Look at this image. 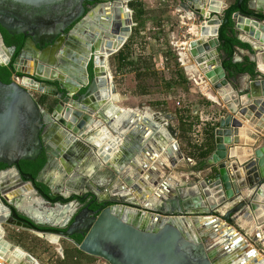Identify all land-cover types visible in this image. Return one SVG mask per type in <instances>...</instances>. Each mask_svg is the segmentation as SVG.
Returning a JSON list of instances; mask_svg holds the SVG:
<instances>
[{
  "label": "water",
  "instance_id": "water-1",
  "mask_svg": "<svg viewBox=\"0 0 264 264\" xmlns=\"http://www.w3.org/2000/svg\"><path fill=\"white\" fill-rule=\"evenodd\" d=\"M137 1L0 0V28L10 37L23 39L12 62L0 39V49L6 54L0 67L10 65L14 72L9 84L0 82V164L12 170L19 183L11 185L13 193L5 195L7 187L0 178V224L7 219V224L17 229L46 236L9 218V208L11 216L17 217L15 202L23 197L25 188L41 199L47 214L64 210L59 221L55 220L59 215L43 221L20 210L27 219L58 229L72 220L66 231L49 238L56 241L80 234L82 241L75 247L107 264H264L254 248L259 233L252 241L245 237L243 241L237 229L240 220L252 216L254 227L264 226V143L257 145L258 137L248 136L243 128L247 123L264 136V127L260 130L258 125L264 121V68L259 71L256 66V76L241 91L232 71L223 67L219 51L223 44L219 42L220 30L228 22L224 14L235 10L230 21L237 38L246 39L255 64L264 62V0H248L246 8L245 0H236L230 7L218 0H181L184 11L203 20L198 33L204 31L205 23L216 26L214 37H196L187 43L186 52L221 98L225 115L214 124V151L203 160L204 167L189 172V181L175 179L173 186L161 181V176L179 161L190 160L181 155L164 128L166 119L154 114V121L164 130L157 131L151 121L140 124L134 113L130 123L116 126L121 110L101 116L102 108L111 104L109 92L116 94L111 78H106L108 57L129 38L133 22L126 6ZM93 2V8H85L84 3ZM122 15L127 17L128 27H121ZM53 51L58 54L50 62L37 56H51ZM41 72L46 74L41 76ZM16 78L34 84V91L47 98L46 109ZM49 98L57 100L55 108ZM95 124L104 125L110 137L118 138L115 157H98V147L89 141L95 131H84L85 125L91 128ZM41 154L46 162L35 179L19 174L15 168L19 162L33 161ZM158 155L166 160L159 166L161 170L155 171L144 159L152 162ZM51 170L59 176L54 186L42 179ZM171 180L168 176L167 181ZM32 182L43 186L48 195L39 194ZM83 192L101 207L85 209L73 217L71 198ZM151 195L156 200L149 204L146 201ZM49 196H53L54 205L46 208ZM70 207L72 212L67 214L65 209Z\"/></svg>",
  "mask_w": 264,
  "mask_h": 264
},
{
  "label": "rangeland",
  "instance_id": "rangeland-1",
  "mask_svg": "<svg viewBox=\"0 0 264 264\" xmlns=\"http://www.w3.org/2000/svg\"><path fill=\"white\" fill-rule=\"evenodd\" d=\"M224 1L225 3L220 2L227 7L228 3L232 4L234 2V0ZM140 3H142L144 10L142 16L143 21H145L144 25L135 35L130 33L132 37L129 40L130 43L128 39L125 42L130 47L127 61H134L135 65L118 68L117 54L119 52L108 57L110 80L117 89H115V95H117L118 100L115 104L121 109L136 111L140 114L146 112L158 113L167 121L164 128L167 131H175L176 121H171L170 115L167 113L163 115L161 111L173 113L177 107H187L188 114L192 115L193 107L200 100L197 90L200 88L198 86L200 81L197 78L202 76L201 83L205 82L203 75L197 70H193L194 73L189 76L186 75L182 63L185 65V58H187V62L194 66V62L188 57L185 50L187 43L196 39L199 26L203 20L193 15L191 11L189 12L192 16L186 17L185 11L181 7V0H140ZM126 7L128 8V6ZM220 16H223V11ZM135 26L136 24L133 23L131 31ZM150 40H153V42H150ZM157 41H160L162 46L159 47ZM121 49V51L125 50V48ZM158 52L162 54V60L153 56ZM181 53H185L186 56ZM180 60L183 62L181 63ZM168 84L171 89L166 92ZM30 93L35 100L43 97L34 91H30ZM142 93H145V95H142ZM178 100L179 103H176L175 101ZM48 101L50 100L48 99ZM163 103H168L169 108L168 105ZM5 232L20 237L25 246L33 247L35 257L39 258L43 264L46 262L49 264L58 263L60 255L56 253L58 249H65V251H69V254L71 253L70 255H73L72 250H69L68 245L62 240H56L55 242L49 240L53 243L49 244L48 239L50 238L47 237L42 239L34 234L22 231L14 232L9 228H5ZM240 233L244 237V232ZM254 248L257 252L261 250L256 245H254ZM0 262L6 264L1 259ZM89 264H106V262L98 258H91Z\"/></svg>",
  "mask_w": 264,
  "mask_h": 264
},
{
  "label": "crops",
  "instance_id": "crops-1",
  "mask_svg": "<svg viewBox=\"0 0 264 264\" xmlns=\"http://www.w3.org/2000/svg\"><path fill=\"white\" fill-rule=\"evenodd\" d=\"M218 1L225 3L224 0H218ZM247 1L248 0H245L244 1L245 4L243 3V5H245V8H246ZM137 2H140V1H137ZM235 2L236 0H234L232 4L228 3L227 4L228 7L234 5ZM132 22H133V12H132ZM233 32L237 34L236 31H233ZM150 42H153V40H150ZM157 42L159 43L158 44L159 47L162 46L160 44V41H157ZM241 42L248 45V43H246V39L245 41H241ZM121 48L117 52L121 51L122 50ZM219 51L221 52V55H222V59H223L222 64H223V62L228 60L229 58H227V56L220 50V47H219ZM181 54L186 56L185 53H181ZM153 56L156 59L162 60V54H160V52L153 54ZM118 57L119 55L117 54V59ZM244 59H247L249 62L254 64L255 74H256V66L259 71H263L262 69L264 68V62L262 63L261 60H257L255 64L253 61V55L250 51L236 48L230 60L232 61V63H241L243 62ZM185 60H186L185 65L182 63L183 61L180 60L184 68L185 66H190V63L187 62V58H185ZM195 66L196 65L193 66L195 68L194 70H197L196 69L197 67ZM185 72H186V75L188 76L194 73L193 70H189L188 72L185 70ZM233 74L235 76L234 80L236 82V85L239 87L238 89L241 91L246 88L248 84V80L252 78L248 74H241V73H236V72ZM201 77L197 78L200 81V84H198L200 88H198L197 90L201 97L199 96L200 100L197 101V103L193 107L194 111L192 115L188 114V111L186 110L187 107H182L183 109L177 107L175 108V112L173 113L161 111L163 115H166V113L169 114L171 121L173 120L176 121L177 127L175 131H168V133L173 138V141L177 144L178 150L181 153V155L190 160V162L179 161L177 165L175 166V168H173L170 173L169 172L165 173L164 177L161 176L162 181H165L166 177L168 176H172L173 178H176L177 180H180V181H189L190 178H188L187 174L189 172L197 170L198 168H203L204 167L203 160L206 159L214 151V143H213V136H212L214 124L220 117L225 115V106L220 101L221 98L210 88V86L208 85L206 81L201 83V80H202ZM175 102L179 103V100ZM166 105H168V108H169L170 105L168 103ZM165 108L166 107L164 106V109ZM148 114L151 116L153 115L151 113H148ZM257 123H260V121H258ZM258 125H260V130H261V127H264V121ZM243 128L245 129V131H247L248 136L254 134L256 135V137H258L259 142L257 143V145H261L264 143L263 141L264 136L262 135V133L255 131L254 128L252 127L248 128L247 123L243 124ZM195 134L199 137L198 142H195V139L193 138ZM243 137L249 140V138L246 137L245 135ZM144 160H145V163H147L148 167L149 165L153 164L152 162H147L146 159ZM49 172L50 171H48V173ZM204 175H205L204 173L201 174V177H203ZM247 219L248 220H240L237 224V227H238L237 229L240 232H244V237L247 238V240L249 241H252L256 233H259L260 235L259 241L255 243L254 245H256L258 248L261 249L259 250L261 252L258 251V253L260 254L261 257L264 258L263 256L264 255V247H263L264 246V236H263L264 226L260 228L254 227V217L253 216ZM15 238L18 239L17 236H15ZM28 246H25V243L21 239L19 247H17V249H19L23 253H25L27 250H30L33 252V254H35L34 252L35 249L33 247L30 248Z\"/></svg>",
  "mask_w": 264,
  "mask_h": 264
},
{
  "label": "bare ground",
  "instance_id": "bare-ground-1",
  "mask_svg": "<svg viewBox=\"0 0 264 264\" xmlns=\"http://www.w3.org/2000/svg\"><path fill=\"white\" fill-rule=\"evenodd\" d=\"M213 7L215 9H220V6L219 5H213ZM205 12L207 13V9H205ZM185 14H186V17H191L192 16V14L189 11H185ZM119 21L121 23V27H124V26L128 27L129 26V23L127 21V17L126 16H123L122 15L120 17ZM215 27L216 26H207L206 23H205L204 29H203L204 31H201V33L199 31L197 37L198 38L201 37V40L204 39V38L214 37ZM187 45H186V50H187ZM27 55L29 57L36 58V55L33 52H27ZM54 55L55 54H54V51H53V54L51 53V56L50 57L52 58ZM37 56L40 57V58H46L48 62L51 61V58L48 59V57H43V56H40V55H37ZM5 61H6V54H5V52L3 50L0 49V62L1 63H4ZM28 62L30 63L31 61L29 60ZM194 69L195 68L193 67V65L185 66V70L187 72L189 70H194ZM105 70H106V74H107L106 78L110 79V76L107 73V68H105ZM44 73L45 72H41L39 74L41 76H44ZM19 85L23 86L28 91H34L35 90L34 84L31 83L30 81H28L27 79H23L22 80V83L19 84ZM109 91H110V89H109ZM109 94H110L109 98L111 100L110 101L111 104L105 105L102 108V110H101V116L102 117H109V116L113 115L114 113H116L117 111L121 110L122 113H121V115H119V118L117 120V124H115L114 126H116L118 124L122 125L125 121L127 123H130L131 122V118H130L131 115L130 114H133L134 113V114H137L138 115L139 123L140 124L143 125L142 121H149V122L151 121L153 124L157 125V131H164L163 128L161 127V123L160 122L158 123V122L154 121V114L151 116L148 113H141L140 114V113L135 112V111L121 109V108L117 107L116 104H115V103H117V100H118L117 95H113L110 92H109ZM114 128H116V127H114ZM114 128L112 127V129H114ZM84 131H95L94 135L89 139V141L92 144H95L98 147V150H99V152H98L99 153V156L98 157L100 159H102L104 157L105 158H108V157H115L116 156V153H117L116 152L117 151L116 149H117V146L119 144L118 143V138L117 137H115V138L110 137V135L107 134L108 133L107 132L108 129L106 127H104V125H100L99 126V124H95L91 128H88V127L86 128V125H85V130ZM108 147H110V150L105 152L104 149L105 148H108ZM165 160H166L165 157H162V156L158 155L157 158L152 161L153 164L152 165H149V168L153 167L155 169V171L158 170V169L161 170V168L159 166H161L162 162H164ZM167 165H168V163H167ZM57 177H59V176L56 175L55 171H52L51 170L49 173L47 171L42 176V179L43 180L44 179H47V182L49 184H51L52 186H54L58 182ZM0 178H1V183H2L3 186H11V185H13L14 182L17 181L16 180L17 177H16L15 173L12 170L7 171V172L1 174L0 175ZM167 178L168 177H166V179H165L164 182H166L170 186H173L174 185V182L173 181L176 178H173L171 176V178L173 179L171 181H167ZM8 179L11 180V183L9 185L6 183V181ZM22 194H23V197L20 198V200L18 202H15V205H16V207L19 210H21L23 212L25 211L26 213L31 214L33 217H35L37 219H40V220H43V221L44 220H46V221L53 220L58 215H59V217L57 219H55V220H57V221L62 220V217L61 216H63L64 210H60L58 208V210H56L54 212V214L53 213L47 214L46 213V209L43 207L44 206V203L41 201V199H39L38 197H36L34 193H32L30 191H27L24 188V192ZM153 200H156V199L153 197V195H151L147 199L146 202L149 203V204H151ZM72 208L73 207H70L68 209L67 208L65 209L66 212H67V214H69L70 212H72ZM242 240L244 241V237H242ZM50 241L51 242H55L54 239H52V238H50ZM23 257H24V253L22 251H20L19 249H15L12 252V251L9 250L8 247H6L5 245L1 244V242H0V259L2 261L9 260L10 261V264H16V261L17 260L18 261L22 260ZM261 258H263V257H261Z\"/></svg>",
  "mask_w": 264,
  "mask_h": 264
},
{
  "label": "flooded vegetation",
  "instance_id": "flooded-vegetation-1",
  "mask_svg": "<svg viewBox=\"0 0 264 264\" xmlns=\"http://www.w3.org/2000/svg\"><path fill=\"white\" fill-rule=\"evenodd\" d=\"M96 5V2H93V3H84V6L86 9H91L93 8L94 6ZM71 28L67 29L65 32H64V36L67 35V33L70 31ZM10 37V36H9ZM21 36H16V37H10V38H19ZM22 38V37H21ZM0 39L2 40V45H4V42H3V36H2V33L0 32ZM5 46V45H4ZM6 50L9 54L12 55V57L10 58L12 62L15 57L13 58V52H14V48H11V47H6ZM21 50V49H20ZM58 54V52L56 53L55 52V56ZM40 56H43V57H48V59H50L51 57L49 56L48 53H43L41 54ZM11 64V63H10ZM87 71L89 73V76H90V73H91V68L90 66H88L87 68ZM13 72V71H12ZM13 76H14V72L11 76V80H13ZM19 76V75H18ZM20 77V76H19ZM22 80L23 79H20L17 83L21 84L22 83ZM52 87H54V85H50ZM46 100L47 98L46 97H41L39 100H36V102L43 108V109H46L45 108V103H46ZM49 103H50V106L51 108H55V106L57 105V100L55 98H49ZM21 163L23 162H19L18 165L15 166V168L17 169V171L19 172L20 175H22L23 173H20V165ZM8 167L3 165V164H0V175L7 172L8 171ZM23 175H26V174H23ZM6 183L9 185L11 183V180L8 179L6 181ZM36 182H32V185L34 186V188L37 190V192L41 195H48V192L44 189V187H42L41 185L39 187H36ZM19 183L16 181L13 183L12 186H18ZM6 191L7 193L6 194H11L13 193V187L11 186H6ZM3 194L2 192L0 191V201H2L3 199ZM53 196H49L47 199H46V203H45V207L46 208H50L52 207L54 204H53ZM93 198L86 194V192L80 194L79 196L77 197H72L71 198V201L74 202V208H75V212L73 214V217H75L76 215H78V213H80L81 211H84L85 209L86 210H89V211H96L98 208L101 207V205H97L95 203L92 202ZM10 209V213H9V218L15 222V223H19V224H23V225H26L32 229H36V232H39V233H43L45 234V238H49V235H54L56 232H59V231H66L67 228L69 227V224L72 223V220L68 223V225L62 229H58V228H55V227H52L50 225H43V226H38V225H35L31 220L27 219L23 213L20 211L18 212H15L16 214V218H13L11 216V211L12 209ZM4 222L5 223H1L0 224V242L1 244L5 245L6 247L9 248L10 251L17 249V247H19V244H20V241H21V238L20 237H17L18 239L15 238L14 235H12V233H7L5 232V228H9L10 230L14 231V232H18V231H22V232H28V233H31V234H34L36 235L38 238H42L44 239V237H42L40 234L38 233H35V232H32V231H29V230H26V229H22V228H15L13 227L12 225H9L7 224V219H4ZM50 239H48V242H49ZM57 240H62L63 242H65V244L68 245V249L69 250H72L71 252L73 253V255H70L69 254V251H65L64 250H57L56 253L60 254L59 255V261L58 263H52V264H89L90 263V260L91 258H94V257H90V256H87L83 253H81L76 247H75V244L76 243H80L82 241V236L80 234H74L72 236H70L68 239H65V238H61L59 237ZM49 244H53L51 242H49ZM9 245V246H8ZM26 257V258H25ZM6 264H10V261L9 260H4L2 261ZM0 264H2L0 262ZM16 264H43L40 262L39 258H36L35 257V254H33L32 251L30 250H27L25 253H24V258L20 261H17ZM45 264H49V263H45ZM107 264V263H106Z\"/></svg>",
  "mask_w": 264,
  "mask_h": 264
},
{
  "label": "trees",
  "instance_id": "trees-1",
  "mask_svg": "<svg viewBox=\"0 0 264 264\" xmlns=\"http://www.w3.org/2000/svg\"><path fill=\"white\" fill-rule=\"evenodd\" d=\"M127 6L133 12V23H135L136 26L134 29H132L131 34L134 33L135 35V33H137L138 30L142 28L144 25L145 21H143L142 19V16L144 15V10L142 7V3L140 2H132V3H129ZM243 8H245V5H243ZM234 11L235 10H230L229 13L226 12L224 14V18H227L228 22L221 28L220 35H219V42L223 43L222 45H220V50L227 56V58H229L228 60L223 62V67L230 69L233 73L236 72V73H241V74H248L249 76L253 78L256 75L254 72L253 63L249 62L247 59H244L243 62L241 63H232V61L230 60L236 48L250 51V47L247 44L241 42L237 38V34L233 32L234 30H233V25L230 21V17H231V13ZM0 32L2 33V36H3L4 45L6 47L14 48L13 58L16 57L23 45V39L21 37L12 39L1 28H0ZM131 38L132 37L130 35L128 38L129 43H130L129 40ZM122 48H125V50L119 51L118 53L119 57L117 59V62H118L117 67L122 68L127 65L128 66L135 65L134 61L132 62L127 61L129 54H130L129 45L125 43ZM12 74L13 72H12L10 65L7 67H0V82L3 84H9L11 82ZM138 74H141V73H138ZM178 74L180 75V73ZM136 78H137V75H136ZM170 89H171V86L168 84L166 87V92H169ZM142 95H145V93H142ZM45 162H46L45 157L43 154H41L33 161H25L21 163L19 171L20 173L30 175L33 179H35L36 176L39 174V172L43 169ZM39 186H40L39 183L36 184V187H39Z\"/></svg>",
  "mask_w": 264,
  "mask_h": 264
},
{
  "label": "built area",
  "instance_id": "built-area-1",
  "mask_svg": "<svg viewBox=\"0 0 264 264\" xmlns=\"http://www.w3.org/2000/svg\"><path fill=\"white\" fill-rule=\"evenodd\" d=\"M16 82H18L19 80H20V78H16V79H14ZM193 138L195 139V142H198L199 141V137L195 134L194 136H193Z\"/></svg>",
  "mask_w": 264,
  "mask_h": 264
}]
</instances>
